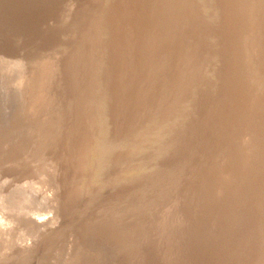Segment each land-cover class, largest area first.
I'll use <instances>...</instances> for the list:
<instances>
[{
	"label": "rangeland",
	"instance_id": "obj_1",
	"mask_svg": "<svg viewBox=\"0 0 264 264\" xmlns=\"http://www.w3.org/2000/svg\"><path fill=\"white\" fill-rule=\"evenodd\" d=\"M108 1L109 0H0V57L5 60H18L24 64L25 70H29L33 67L34 61L39 59L38 57L47 53L50 58H57L59 65L62 67L57 82L52 84V90L53 88L57 90V86L60 94H62V96L60 95L58 104L55 105L54 102V106L52 105V108L63 114L62 120H59V124L62 125L63 129L60 133V145L72 144L75 140L74 138H77V140L80 139L79 142H81L84 136L88 134V131L82 127H79L74 133H69L68 130L65 131V127L67 126L65 110L66 105H73L72 102L75 101L82 92L81 87L72 88L70 86V82L73 80L74 70L78 72V79H76L75 83L81 85L85 78L86 69L92 62L91 54H93L95 46L89 44L88 41H91L95 35L101 34L103 37V42L101 43L103 49L105 50V47H110L108 43L111 42L109 40L111 38L107 39V37L108 35L112 37V33L108 31L114 30L118 23L113 19H106L102 12V4L108 3ZM257 1L258 0H247L245 3L243 2V4L242 2L233 3L232 1V4H229V8L226 11L227 14L220 9L221 0H179V2L176 3L172 23L169 29L166 27L163 29L160 39L166 42L173 38H177L178 44L176 48L180 51L188 47L186 38L189 35L196 34L195 38H198L197 43H192L191 47H189L190 52L188 54V61L191 67L190 72L193 73L189 72L190 79H192L189 85L192 87V91L176 93L175 97L170 98L162 94L154 96L157 99V104L152 107L155 108L156 111H147L146 115H144L141 120L134 121L133 127L125 131V134L129 137V141H133L128 148L137 150L138 155H133L130 161H125L124 163H120V161L117 160L111 161L113 164H110L108 173L110 179H112V184L107 188L114 191L112 196L118 199V204L124 203V201L126 202L127 200L130 201V199L131 201L129 203L133 202V204H136L139 202V200H137L138 198L128 199V197L129 193H131L142 180V177L144 175L159 176L157 187L163 189L167 186L168 189L167 195L164 194V196L166 195L165 198L169 200L170 197L173 195L175 196L177 193H180L178 197H185L183 201L180 199L177 201L179 205L175 209L176 212L174 210L175 213L173 214V216L179 220L175 228L176 234L178 232L181 234L180 241L183 244L180 243L181 250L179 248V250H175V252L172 250L174 248L171 247L173 244L170 243L169 246H171L169 249L172 252H166L167 250L164 248L163 253L161 252L159 246L161 248L164 243L161 242L162 237H160V234L163 233H158L160 229L157 228V222L161 220L156 219V215L152 217L148 216V221L146 223L150 225L146 227L147 229L149 228L148 230L139 232L140 234L136 233L134 236L135 241L137 240L138 243L142 242L143 245L142 243L140 244V252H138L137 256H134L135 260L132 259L130 262L124 261L123 256L119 253L122 247L121 243L117 240L110 239L112 238L111 232L106 233L105 237L102 238L103 240L101 239L102 241L96 240V244H94L95 241H92V239H77L78 235L76 234L77 236L75 235L76 239L74 241L75 246L80 245L79 247H88L92 252V255H89V259L94 256L96 250L98 251L96 252L97 254L99 253L97 259L98 263L96 262L95 264H146L148 263L147 256L149 251L155 248L157 252L151 253L150 251L151 254L155 255L150 258V264H163V261H165L167 257L166 253L169 255L175 254L176 257L178 256L181 264H186L187 261L188 264H193L194 259L195 264H208V262L209 264H231L232 262V264H249L242 258L246 257L245 255H241V249L238 251L239 253H236L237 255L232 257L234 260H224L222 257L224 256L223 254H225L226 248L224 242L231 236H229V234L237 233L236 230L242 228L246 229V235L243 234L244 237L246 236L245 238H247L248 236L247 239H249V242H256L259 253L264 250V246H261L259 242L264 230V203L262 204V199L264 198L263 160H258L255 165L250 167V174L254 177L255 183L253 182L250 184L249 181L242 180L237 183H231L226 189L220 191L218 196L220 205H222L221 200L224 202V199L231 194L235 196L241 195L240 197L243 199L253 202L251 207L244 208L239 219L233 223V226H230L229 229H225L226 216L223 206L217 207H220V209L217 210V218L212 219L211 216H208V220H210H207L204 224L200 223L199 217H197L201 212L200 210L206 208V204L210 201L209 194L211 187L208 185L209 183L207 180L202 179L203 175L210 170L212 164L221 166L222 170L226 173H230V177L232 178L239 172L238 161L235 157H238L243 149L242 141L248 136L252 128L251 125L254 123L255 112L260 106L261 100L264 98V30L259 31L257 29V26L264 21V13L262 12L261 15H256L257 17H255L249 25L253 34L249 45H246L248 40L247 35L244 33L245 30L240 27L243 13L246 14L247 10L256 9ZM151 3L152 1L133 0L131 5L125 6L123 9L120 7L115 12L114 16L117 18L114 19L119 18L118 20H122L124 17L130 16L131 19L128 23V27L134 24L137 25L139 23V18L146 14L148 5ZM186 6H192L195 20L202 22V27L198 29V31L195 30V33H191L190 30L185 31V29H182L183 26H189V22H191L190 18L187 16ZM161 8L164 11V6L161 5V7L157 9L155 18L161 16ZM125 9L126 11L123 12ZM47 11L49 12V16L46 15ZM226 15L227 19L224 18ZM45 24L53 26L51 32L44 33L42 31ZM75 27H78V29L74 30L75 35H69L68 31ZM229 28H232L231 30L233 31L232 38L229 41H225L222 39V36ZM151 30L148 31L150 37L154 36V32L156 31L155 29ZM124 32L127 36H131L127 28H124ZM13 39H16V46L13 45ZM47 40H50V44L52 43V48L49 51H46ZM116 40V36L112 37L113 44ZM62 47L64 49H62ZM77 47L80 49L79 53H77ZM169 50V48H163L155 53L158 58L162 59L164 63L162 68L164 71H168L167 59L170 57H165L169 55ZM71 56L76 58L74 62L75 67L63 69L62 65H64L65 59L71 58ZM29 60L31 61L29 62ZM143 63L144 62L141 64ZM141 64L134 63L132 65L137 68ZM143 66L146 68L147 65ZM258 70L263 73L258 80L259 84L262 85V89L257 92V95H254L255 85L253 80ZM107 71L111 73L116 71L118 74L121 73L126 75L130 73V69L127 71H123L122 68L111 69L107 65L103 72L105 77L97 82L98 91H101L109 83ZM234 72H237V81L228 79ZM151 73L152 72L146 73L141 80L134 78V82H138L141 88L145 87L149 81L148 76ZM171 75L170 71L168 74L169 77H165L166 80L172 81ZM137 89L139 88H135V90ZM253 96H255V98H252ZM229 100H232V102H229ZM225 101L231 103L235 107L232 113L235 115L236 119L241 122L240 126H237L234 122L238 127H236V133L232 132V124L227 120L225 122L222 121L219 125L210 124L209 120L214 111L219 112L221 117L226 116L224 110L221 109L222 106H225L223 103ZM193 105L197 106L198 109L194 113H189V118H184L185 121L181 120V116L186 113V109L182 110V108H192ZM165 107H170V119L179 124V133L176 135L178 140L175 144L172 143V131L167 129L168 122L162 118ZM149 112H154V114L149 116ZM79 115L83 116V113H79ZM106 119L111 123L110 130L112 132L115 130V123L117 121L121 122L114 117L112 111H107V117L102 111H98L94 117L95 126L101 123L102 120L106 121ZM160 121L164 122L163 127L160 125ZM199 121L204 122L205 126L203 127V124L200 127L196 125ZM143 127L150 130L151 133L149 136L142 139L135 138V132ZM157 127L161 128V131H153L154 128ZM189 132L190 137L188 138L186 134ZM216 132H220L217 139L213 136L217 134ZM259 133L261 137L264 138V129L261 132L258 131V134ZM152 134L160 138L159 145L155 142V144L158 145L156 147H154L152 143L153 137L150 136ZM120 137L122 136L120 135L117 138ZM16 138V140H18L16 141V146H18L21 140L18 139L17 136ZM134 138L135 140H133ZM232 139L235 144L233 143L234 146L230 149L232 147V142H230L231 146L229 147L227 146V142ZM71 140L73 141L71 142ZM207 147L209 150L206 149ZM70 149L72 153H74V148ZM229 149L232 150L230 157L227 160H221V156L228 152ZM86 151L87 152L83 149L80 152L83 159L80 160L81 162L79 160H72L71 167L67 169L64 168V162H66V160H59L57 155L45 153L43 156L45 160H42L41 155L39 160H29L31 152L29 148L20 152L16 160H0V224L3 227L6 226L7 228L8 226V228H11V236L15 239L17 244H33L32 240L34 239L33 235L28 231L27 226L20 222L17 216L15 218V215L10 210L13 208H11L9 204L5 206L7 204V199L12 198V196L16 201L19 199L18 202L20 204L16 208L26 215L30 214L29 216L33 217L38 216L37 218H54L60 229L65 231L66 224L68 223L69 225L70 218L78 213L77 211L81 208V202L79 201L67 203L70 201V194L75 192L83 183H86L90 177L96 176V171L94 172L95 169L88 171V174L84 172V167L87 163L85 157L89 154L87 149ZM191 152L195 153V156L190 159L180 160L181 157L184 158L183 155H191ZM210 153H213L214 157H216L215 160H210ZM222 170L218 175L223 173ZM131 172H133V174L128 177ZM118 179H120L119 182L116 181ZM113 182H116V184ZM249 186L250 192H247ZM199 192L202 193V197L197 200ZM24 193L30 194L32 197L31 200H20ZM89 194L90 196L101 198L100 201L96 203L95 208H97L98 205H103L106 201L102 199L100 194L96 193V188L94 186L90 188ZM187 201H191L192 203L198 201V203H200V205H196L197 209L195 211L197 214L187 215L185 208ZM161 203L164 202L158 201L157 206H160ZM258 212L263 213L262 218L259 222L253 223V218ZM89 214L91 215L88 216ZM92 214H94V211L88 214L78 213V215H76L78 216L76 223L79 227L77 228H82L83 225H85L86 219L90 221L93 218ZM142 215L144 214L139 212L134 213L128 219L129 227L132 228L135 226L137 219ZM146 218L144 217L145 220ZM196 218H198V220ZM153 220L155 223L150 222ZM165 220H167V218L163 221L165 222ZM191 225L194 229L193 232L196 231L194 235L191 234L190 229H187V227ZM214 228L218 230L216 233L217 240L211 244V248L208 251L202 254V251L197 249L198 238L201 235L211 233ZM235 228L237 229L235 230ZM55 238V236L50 237V241L52 242L50 245H52L53 248L56 247V252L55 250L52 251L53 248L48 250L47 246L49 244H47V246H43L39 251L32 248L26 254L8 250V252H5V256L1 257L0 260L5 258L8 263H10L11 259L16 257V264H24L21 263L23 259H26L25 264H35L37 258H47L48 260L49 257H52L48 260V263L52 262V264H56L58 262H55V259H57V251L59 252L60 250L57 249L58 247L54 242V240H56ZM140 239L142 240L140 241ZM149 239L151 240L148 241ZM84 242L85 244H83ZM92 248L93 250H91ZM51 254H53V256ZM214 258L215 260H213Z\"/></svg>",
	"mask_w": 264,
	"mask_h": 264
},
{
	"label": "bare ground",
	"instance_id": "obj_2",
	"mask_svg": "<svg viewBox=\"0 0 264 264\" xmlns=\"http://www.w3.org/2000/svg\"><path fill=\"white\" fill-rule=\"evenodd\" d=\"M145 1H152V3L148 5L146 14L139 18V23L137 25L134 24L130 25L129 27L128 23L131 19L130 16H126L124 17V19L118 20L119 18L114 19L117 18L114 16V14L120 7L123 9L125 6L131 5L133 0H109L108 3L102 4V12L104 13L105 18L113 19L118 23L114 30L108 31L109 33H112V37L116 36L117 40L113 44L112 37L108 35L107 39L111 38L109 39L111 42L109 41L110 43L108 44L110 45V47H105V50L101 45V43L103 42V37L101 34L95 35L91 41H88L89 44L95 46V50L93 54H91L92 62L86 69L85 78L83 84L81 85L75 83L76 79H78V72L73 69V80L70 82V86L72 88L81 87L82 92L80 96L72 102L73 105H66L65 110V114L67 116V126L65 127V131L68 130L69 133H74L79 127H82L83 129H86L88 131V134L84 136L81 142H79L80 139L77 140V138H74V141L71 140V142L73 141L72 144L60 145L59 143L60 133L63 130L62 125L59 124V120L62 118L63 114L60 111L52 108L53 103L55 102V105H57L60 99V95L62 96L57 86V90H54V88L52 90V84L57 82V78L61 74L60 71L62 69V67L58 63L57 58H50L47 53H44L43 55H41V57H38V60L34 61L33 65L30 64L33 66L31 69L25 70L24 64H22V62L18 60H5L0 57V160H16V157H18L17 155H20V152H23L26 148H29L31 149L29 160H39L41 158L40 155L42 156V160H45L43 158L45 153L50 155H57L59 160H66V162H64V168L67 169L71 167V164L73 162L72 160H83L81 156L82 154H80V152L83 149L85 152H87V149L89 151V154H87V156L85 157L87 163L84 167V172H87L88 174V171L92 169H95L94 172L96 171V176L90 177V180L88 179V181L78 187L75 192H72V194H70V201L67 202H81V208H79L80 210L77 209L78 213L88 214L94 211V214H92L93 218H90V221L89 219H86L85 225H83V227L81 226L82 228L80 229L77 228L79 226H77L78 224L76 223V220L78 219V216L76 215H78V213L74 214L70 218L69 225L68 223L66 224V230L64 231L63 229H60L57 221L54 218H37L38 216L33 217L29 216L30 214L26 215L24 214V212L16 208L20 204L18 202L19 199L18 201H16L15 199H13V196L12 198L7 197V204L5 206L9 204V206L13 208L10 210L15 215V218L17 216L18 220H20V222L27 226L28 231L31 235H33L34 240H32L33 244H17L15 239H13L11 236V228H8V226L7 228L6 226L3 227L0 224V258L5 256V252H8V250H13L14 252L18 251L20 254H26L32 248H35L36 251H39L43 246H47V244H49L47 246V249H52L53 247L52 245H50V243H52L50 241V237L55 236L56 240H54V242L58 247L57 249L60 250L59 252L57 251V259H55V262H58L56 264H95L99 255V253H96L98 251L96 250V252H94V256L89 259V255H92V252L88 247H79L80 245L75 246L74 241L76 239V236L78 235L77 239H92V241H95L94 244H96V240L102 241V238L105 237V234L111 232L112 238H109L111 240H117L121 243L122 247L120 246L121 248L119 250V253H121V255L123 256L124 261L130 262L132 259H134V256H137L138 252H140L141 248L139 247H141L140 244L142 243H138L137 240L135 241L134 236L136 235V233L140 234L139 232L149 229H147L146 227L150 225H147L146 223L148 221V216L152 217L153 215H156V219L161 220H158L160 222H157V228L160 229V232L158 231V233H163L160 234V237H162L161 242H163L164 244L161 243V248L158 245L161 252L163 253V248L167 250L166 252H172L169 249V247L171 246H169L170 243L173 244V246H171L174 248L172 249L173 251L179 250L181 243V234L179 232L176 234L175 228V225L179 220L175 218L173 214L176 212L175 209L179 205V202L177 201H179V199L183 201V199L185 198L184 196L178 197L180 193L176 192L177 194L175 193L176 195L170 197L169 200L168 198H165L168 190L167 186L163 189L157 187L159 176L155 175H144L142 177V180L136 185L135 189L131 193H129L128 199L135 197L136 199L138 198L137 200H139V202H137L136 204H133V202L129 203L131 199L130 201L127 200L126 202L123 200L124 203L122 202L121 204H118V199H115L113 198L114 196H112V193H114V191L107 188L112 184V179H110V175L108 173L110 164H113V162L111 161L117 160L120 161V163H124L125 161H130L133 155H138L137 150L128 148L130 147V143L133 141H129V137L125 134V131L126 129L133 127L134 121L141 120L144 115H146L147 111H156L155 108L152 107L157 104V99L154 96L162 94L170 98L175 97L176 93L192 91V87L189 85L192 79H190L189 75L191 67L188 61V54L190 52L189 47H191L192 43H197L198 38H195L196 34L189 35L186 38V41H188V47L180 51L176 48V45L178 44L177 38H173L166 42L160 39L163 29H165V27L169 29V26L172 23L174 8L179 0ZM232 1L233 3L242 2L243 4V2L245 3L247 0H221V11L227 14L226 11L229 8V4H232ZM263 3L264 0H258L256 9L247 10L246 14L243 13L240 27L245 30L244 33L247 35L248 42H246V45H249V42H251V38L253 35L249 25L255 19V17H257L256 15H261L262 12L264 13ZM161 5L164 6V11L161 8V16L155 18L157 9L160 8ZM125 11L126 9L123 12ZM186 12L191 22H189V26H183L182 29H185V31L190 30L191 33H195V30L198 31V29L202 27V22H198L195 20L194 9H192V6H186ZM46 15L49 16L48 11L46 12ZM224 18L227 19V15ZM263 26L264 21L257 26V29L259 31L264 30ZM124 28L128 29V32L131 36L126 35V33L124 32ZM52 29V25L45 24L42 28V31L44 33H49L52 31ZM75 29H78V27L72 28L70 31H68L69 35H75ZM151 29L156 30L154 32V36L152 37L148 35V31ZM231 29L232 28H229L228 31L224 32L222 39H224L225 41H229L232 38L233 31ZM49 41L50 40L46 41V51H49L52 48V43L50 44ZM12 42L13 45L16 46V39H13ZM63 47L62 49H64ZM163 48L170 49L168 51L169 55L165 58L170 57L167 59V66L169 73L171 71L172 81L166 80L165 77H169V73L168 71H164V69L162 68V66L164 65L162 59L158 58L155 55V53ZM79 51L80 49L79 47H77V53H79ZM75 60L76 58H73L72 56L71 58L65 59L64 65H62L63 69L67 67H69V69L74 68ZM30 61L31 60H29V62ZM142 62L146 64H141ZM134 63L141 65L136 68L132 65ZM107 65L111 69L122 68L123 71H127L130 69V73L126 75L121 73L118 74L116 71H113L112 73L107 71L109 83L101 91H98L97 82L105 77L103 72ZM143 65H147L146 68ZM149 72L152 73L148 76L149 81L147 82V85L145 87L141 88L138 82H134V78L137 80H141L145 76V74ZM236 74L237 72L232 73L228 77V79L237 81L238 76H236ZM260 75H263V73L258 70L257 74L254 77L255 79L253 80L255 85L253 93L254 95H257V92L262 89V85H260L258 82ZM135 88L139 89L135 90ZM252 98H255V96H253ZM229 102H232V100H229ZM229 102H223L225 106L221 107V109L224 110L226 116L221 117V114L219 112L214 111L209 121L211 125H219V123H222V121L225 122L227 120L232 124V132L236 133V127L240 126L241 122L237 120L235 115L232 113L235 107ZM197 109L198 107L195 105H193L192 108H182V110H185L186 113L181 116V120H184V118H189V113H194ZM108 110L112 111L114 117L122 122L121 123L117 121L115 123V130L113 132L110 130L111 123H109L107 119L106 121L102 120L101 123L96 124L95 126L94 117L96 112L102 111L107 117ZM169 111L170 107H165L163 110L162 118H164L168 122L167 129L172 131V143L175 144L178 140L176 135H178L179 133V124L178 122H173V120L170 119ZM79 113H83V116H80ZM153 114L154 112H149L148 115L150 116ZM234 122L237 124V126ZM197 123L198 124L196 125H198L199 127L202 124L203 127L205 126V123L202 121H199ZM160 125L163 127L164 122L160 121ZM251 126L252 128L250 129L248 136L246 137V139H243L244 141H242L243 149L241 150L240 155H237L238 157H235L239 165V172L234 176L235 178L230 177V173L224 172L221 166H215L214 164H212L210 170H208L206 174L203 175L202 179L207 180V182L209 183L208 185L211 187V189L209 194L210 201L206 204L207 207L203 210H200L201 212L198 216L195 215L199 217L200 223H206L208 220V216H211L212 219L217 218V210L220 209V207H217L223 206L226 216L224 226L225 229H229V227L233 226V223L237 219H239L244 208H249L252 206L251 204L253 202L243 199L242 197H240L241 195L235 196L231 194L224 199V202H222L221 200L222 205H220V201H218L220 191L226 189L229 185H231V183L233 184L237 183L238 181L244 180L249 181L250 184H252L254 182V177H252L250 174V167L252 165H255L258 160L264 161V138L261 137L260 133L258 134V131L261 132L264 129V98L261 100V104L255 112L254 123ZM153 131H161V128H154ZM150 133L151 132L149 129L143 127L135 132V138L142 139L146 136H149ZM216 133L217 134L213 135L215 139L219 137L220 132ZM120 135L122 137L117 138ZM16 136L21 140V143L18 146H16V141H18L16 140ZM150 136L153 137L152 143L154 144V147L158 146L160 143V138L154 134ZM186 137H190V132L186 134ZM135 138L133 140H135ZM155 142L158 143V145H156ZM230 142H232V147L230 148L232 149L235 143L232 139L231 141L227 142L228 147L231 146ZM70 148H74V153H72ZM206 149L209 150L208 147ZM230 149L228 150V152H224L225 154L221 156V160H227L230 157V154L232 152V150ZM183 156L184 158L181 157L180 160L190 159L191 157L195 156V153L191 152V155L186 154ZM215 159L216 157H214L213 153H210V160ZM221 170L223 171V173L218 175ZM132 174L133 172H131L128 177ZM119 180L120 179L116 181L119 182ZM113 183L116 184V182ZM92 186L96 188V193L100 194L103 200H106L103 205H98L97 208H95L96 203L100 201L101 198L90 196L89 192ZM247 192H250V186ZM164 194L166 195L164 196ZM201 194L202 193L199 192V197L197 198V200L202 197ZM31 198L32 197L30 196V194L24 193L20 200L26 201L31 200ZM262 200L261 201L263 204L264 198ZM158 201L164 203H161L160 206H157ZM197 203L198 201L193 203L191 201L186 202L185 208L187 215H193L196 213V205H200V203ZM137 212L143 213L144 215L137 219L135 226L130 228L128 225V219ZM90 215L91 214H89L88 216ZM262 215V212H258V214L253 218V223L259 222L262 218ZM144 217H147L146 220L144 219ZM166 218L167 220H165L164 222L163 220ZM196 219L198 220V218ZM150 222H154V220ZM192 225L187 227V229H190L191 234L194 235L196 231L193 232L194 229L192 228ZM236 229L237 228H235V230ZM217 231L218 230L214 228L212 229L211 233L199 236L197 249L199 251H202V254L203 252L205 253L211 248V244L216 242ZM236 232L237 233L229 234V236H231L228 237L224 242L226 248L224 252L225 254H223L224 256H222L223 259H232V257L237 255L236 253H239L238 251L241 249V255H245L246 258L242 256L241 257L249 264H264V250L260 251L259 253L256 242H249V239H247L248 236L247 238H245L246 236L244 237L243 234L246 233V229H238L236 230ZM142 239H140V241ZM150 240L151 239H149L148 241ZM259 242L261 246H264V230L262 232V238ZM83 244H85V242ZM55 249L56 247L53 248L52 251H54ZM155 249H152L153 252L150 250L151 253H155ZM91 250H93V248ZM150 251L147 256L148 263L146 264H150V258H152V256H155L151 254ZM166 254L167 257L165 261H163V264H181L178 256L176 257L175 254ZM51 255L53 256V254ZM51 258L49 257V259ZM48 260L47 258H37L35 260V264H52V262L48 263ZM213 260H215V258ZM21 263L25 264L26 259L21 260ZM0 264H16V257L11 259L10 263H8L7 259L5 258L1 259ZM186 264H188V261L186 262ZM193 264H195V259Z\"/></svg>",
	"mask_w": 264,
	"mask_h": 264
}]
</instances>
